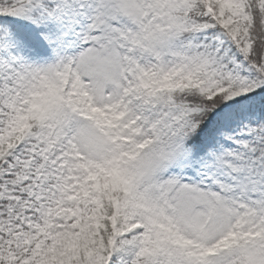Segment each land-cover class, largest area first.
<instances>
[{
    "label": "rangeland",
    "instance_id": "374dc122",
    "mask_svg": "<svg viewBox=\"0 0 264 264\" xmlns=\"http://www.w3.org/2000/svg\"><path fill=\"white\" fill-rule=\"evenodd\" d=\"M176 2L37 0L20 11L31 28L0 19V257L10 264L84 260L76 241L86 243L104 218L99 197L84 185L90 166L111 156L136 170L152 214L131 201L122 226L111 218L109 264L155 256L154 230L187 246L183 264H264V95L230 102L204 146L185 157L174 144L183 111L163 105L147 81L189 83L187 71L204 61L196 81L209 87L227 77L238 94L258 64L204 28L177 39ZM42 86H62L77 114L35 132L21 122ZM87 199L94 203L81 226L78 205ZM240 237L246 247L229 250ZM11 247L32 251L19 261Z\"/></svg>",
    "mask_w": 264,
    "mask_h": 264
},
{
    "label": "trees",
    "instance_id": "16d2710c",
    "mask_svg": "<svg viewBox=\"0 0 264 264\" xmlns=\"http://www.w3.org/2000/svg\"><path fill=\"white\" fill-rule=\"evenodd\" d=\"M28 0H0V17H7L11 13H17L18 9ZM196 0H191L192 6L194 5ZM235 0H233L234 3ZM244 7L242 8V12L244 13V22L241 20L235 22L233 17L235 15H231L228 17L222 18V15L219 17V23L222 29V22L227 21L224 26L227 32L232 34V36L236 37L238 34L239 44L242 46H248L249 42H252L254 45L252 46L253 50L256 48V54L260 58H264V21L260 19V16H264V13L261 15L263 11L261 0H243ZM258 7V8H257ZM219 9L222 11V0H220ZM247 14L250 15L251 18L247 17ZM258 17V18H257ZM260 19V22H256ZM251 43V44H252ZM251 49V46H249ZM249 51L252 53V51ZM254 53V51H253ZM264 75H260L257 77L256 85H253L248 91H244L245 95H250L252 93H257L258 91L264 90V84H259V80L262 79ZM205 95L197 96V99L190 98L189 101H186L185 104L194 110L192 115L194 116L196 113H200V120L198 122V129L196 133H202L207 131L210 128L211 119L213 113L219 108H223L228 103L229 96L222 95L216 98L214 101H206L204 100ZM195 97V96H193ZM196 98V97H195ZM58 105L52 99L48 97H44L40 105H38V110L34 112H30L28 114L29 121L33 124V126H41L49 122L57 121L58 118ZM61 118V117H60ZM192 126L193 124H189ZM195 133V134H196ZM194 134V135H195ZM182 145H184L188 151L191 152L190 149H194L195 145L193 143V137H186L185 139H181ZM110 174L120 180V173L114 171H108ZM107 182L106 185L111 186L110 177L105 175L104 178H99L98 183ZM108 225L101 224L99 226L98 231H95V238L91 243L90 250L88 252L96 255V259L98 260L97 264H106L105 258L109 253L108 247ZM166 240V238H165ZM167 242V240H166ZM158 245L165 253L164 259L160 262L161 264H178V253L173 247L169 246V242L167 245L163 243L162 235L158 236L157 240ZM167 253V255H166ZM19 258L23 259L26 256V253L18 252ZM0 264H9L7 257H0Z\"/></svg>",
    "mask_w": 264,
    "mask_h": 264
}]
</instances>
